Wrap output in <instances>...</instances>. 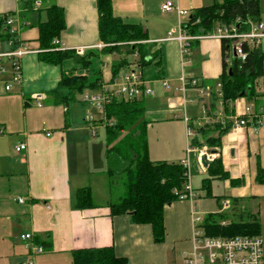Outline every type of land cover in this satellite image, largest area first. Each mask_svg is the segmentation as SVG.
<instances>
[{"label": "crops", "instance_id": "0c3cea01", "mask_svg": "<svg viewBox=\"0 0 264 264\" xmlns=\"http://www.w3.org/2000/svg\"><path fill=\"white\" fill-rule=\"evenodd\" d=\"M217 1L221 0H110L112 14L127 24L139 25L147 34V40L141 43L151 49L149 65L140 69L135 65L136 55H129L131 65L120 72L139 70L153 90L151 96L143 97L148 156L152 161L169 163H183L189 157V182L197 195L196 200H180L165 207V241L156 244L151 225H138L128 215L111 213L106 148L102 149L96 139L101 123L97 124L96 136H92L85 117L90 110L83 112L74 104L67 108L53 103L51 94L62 74L82 72L81 66L72 58L61 65L38 58L42 51L39 25L47 22V9L55 4L64 12L66 28L59 38L63 48L75 52L77 48L92 47L85 53L92 62L90 81L99 76L100 88L111 85L112 65L121 56L102 52L97 0H36L32 10L23 8L25 0H0V17L15 19L18 36L32 50L21 62V85L7 92L0 81V264H25L29 260L22 234H32L34 241L49 240V248L35 256L34 264H72L73 251L105 247H112L130 264H183L182 255L192 248L194 217L204 221L209 215L222 213L220 205L228 200L241 201L236 213L246 211L260 217L264 185L255 177L259 165L264 169V124H260L264 120V76L259 80L257 97L251 101L239 98L225 110L218 83L224 72L222 41L210 37L194 41L184 55L176 39L180 26L195 9ZM168 2L178 9L162 11ZM178 10L187 15H180ZM259 44L264 51V37ZM230 54L226 60L229 65L234 58L232 50ZM194 77L197 83L210 87L211 94L201 96V88L189 87L187 79ZM34 95L41 98L34 99ZM185 117L195 133L191 138L187 136ZM240 117H254L259 123L232 128L221 137V146L212 150L192 145L197 138L203 142L195 127L233 122ZM20 143H25L27 150L17 152L15 147ZM203 149L213 161L221 160L228 175L226 181L213 179L212 183V195L224 198L221 204L216 198H207L202 189V180L208 178V168L200 163ZM86 177L89 182L84 186ZM232 181L242 183L234 186ZM88 187L94 206L74 209L75 192ZM98 191L109 197L101 204L96 200Z\"/></svg>", "mask_w": 264, "mask_h": 264}, {"label": "trees", "instance_id": "16d2710c", "mask_svg": "<svg viewBox=\"0 0 264 264\" xmlns=\"http://www.w3.org/2000/svg\"><path fill=\"white\" fill-rule=\"evenodd\" d=\"M36 0H25L23 8L33 9ZM261 0H221L210 6L197 8L183 29L189 35H206L220 27L236 26L238 32L248 33L251 23L264 22L260 15ZM99 12V38L103 43L104 54L115 53L121 56L118 62L112 65L113 78L118 77L121 71L131 65L129 55H136V64L143 68L151 63V49L141 41L147 40V34L139 25H131L115 17L111 11L110 0H97ZM7 16L0 17V40L5 43L14 34L6 23ZM66 28L63 9L52 4L47 9V22L39 25V43L42 51L38 58L50 65H61L68 58L74 59L82 72L62 74V79L51 94L54 104L70 107L78 96H83L87 90L97 93L101 90L99 76L90 81L92 62L88 56L79 57L73 50H61L54 43L60 38V33ZM222 54L224 55V72L219 79V97L225 110L239 98L248 101L257 97L259 80L264 76V51L260 44L244 43L242 50L244 60L235 57L229 65L226 61L231 57L233 44L222 39ZM193 43H195L193 41ZM152 58L154 56L152 55ZM151 59V60H149ZM159 70L160 65L157 64ZM232 69V74H229ZM198 78H188L189 87L206 88V85L197 83ZM196 80L195 87L191 84ZM212 90L210 88L209 94ZM146 110L143 97L122 101L113 98L105 108L107 125L106 131V158L110 177L115 174L125 176L123 182L124 194L115 202L109 204L113 216L128 215L138 225H151L153 239L156 244L165 241L166 228L164 225V209L172 203L180 201L185 192L187 183V168L182 163L165 160L152 161L148 156L147 122L144 120ZM241 118V117H240ZM242 119H246L243 117ZM251 119L256 122V118ZM102 123V120L99 121ZM96 122L95 124H99ZM232 129V121L204 124L194 128L203 142L194 139L192 145H205L209 150L221 146V137ZM217 133L216 137L213 134ZM227 173L220 159H215L208 168V178L203 179L202 189L207 198H216L221 204L223 197L212 195L213 179L226 181ZM257 183L264 185V169L259 165L255 177ZM232 185H241L242 181H232ZM111 187V185H109ZM74 209L85 210L94 206L90 187L78 189L74 194ZM228 210L215 215L207 216L203 227L208 236L225 238L235 236H260L261 222L257 215L244 211L236 213L241 208V201H229ZM221 207V205H220ZM246 210V209H245ZM225 222V225L222 223ZM49 240L35 242L49 248ZM72 264H130L124 257H118L112 247L78 249L71 253Z\"/></svg>", "mask_w": 264, "mask_h": 264}, {"label": "built area", "instance_id": "2783aa9c", "mask_svg": "<svg viewBox=\"0 0 264 264\" xmlns=\"http://www.w3.org/2000/svg\"><path fill=\"white\" fill-rule=\"evenodd\" d=\"M172 9L177 10L178 7L174 3L168 2L162 6V11H170ZM180 15H187L185 11L178 10ZM15 19L13 17H7L6 23L10 27V33L14 34L13 37L7 42L3 43L0 40V81L5 83V90L10 91L14 85H21L24 81L22 73V59L26 54L32 52L18 36V30L15 27ZM207 37L215 38L218 40H229L232 42L233 47L236 48L237 57L244 60L246 54L242 50L244 43L259 44L264 37V22L254 24L251 23V29L248 33L238 32L236 26L232 27H220L212 33L206 35H189L180 26V34L176 38L181 43V52L184 55L189 53L193 45V41L206 39ZM54 43L61 50H66L61 45L59 39H55ZM102 48V45H98ZM232 47V48H233ZM92 47H81L75 50V53L79 57H84L87 50ZM111 85H105L101 87V90L97 93H84L81 101L92 105L93 107L102 110L101 119L102 125H107V117L105 116V108L109 105L113 98H117L122 101H128L137 99L144 96H151L153 94L152 88L146 85L143 74L137 69H132L120 74L118 77L113 79ZM186 81L183 79V84ZM191 84L195 87L196 80L192 81ZM168 86L166 83L164 84ZM186 84L184 85V88ZM210 92L209 88H201L200 95L208 96ZM39 95H34V99H40ZM42 107L41 103L38 104ZM86 121L90 124V131L92 136L97 134V122L94 114H87ZM187 124V136L191 138L195 135L191 126H189V119L184 118ZM256 121L255 123H257ZM253 119H234L232 122V128H238L239 126H247L253 124ZM259 123V122H258ZM260 124H264V120L260 121ZM2 133V127L0 128V134ZM50 135V134H49ZM17 152L27 150L25 143H20L16 147ZM191 146L189 145L187 151H190ZM206 153V149H203ZM208 154V153H207ZM210 154H208L209 156ZM184 168H187V183L185 185V192L181 195V200H196L197 195L192 189L191 182H189V157L182 163ZM20 202L24 200L19 198ZM230 207L229 200L224 201L221 205V212L228 210ZM193 223L195 227L192 235V248L188 252L182 255L183 264H264L263 262V248L260 236H235L225 238L221 236H208L203 227L202 217H194ZM225 225V222L222 223ZM21 240L26 245V249L29 252L28 261L25 264H34L35 256L44 253L45 249L43 246L35 243L32 234H22Z\"/></svg>", "mask_w": 264, "mask_h": 264}, {"label": "rangeland", "instance_id": "374dc122", "mask_svg": "<svg viewBox=\"0 0 264 264\" xmlns=\"http://www.w3.org/2000/svg\"><path fill=\"white\" fill-rule=\"evenodd\" d=\"M260 11H261V16L264 18V0H261L260 1ZM117 59H118V56H117ZM130 59V61H132L133 59L128 58ZM134 65V64H133ZM134 67V66H133ZM133 68H129L127 69L126 71H129V70H132ZM90 93H92L90 91ZM81 96H78L77 98V101L74 103L75 106H77L81 111L83 112H86L88 110L91 111L90 114H94L96 117V120L97 122L100 121L101 119V115H102V110L101 109H98L93 107L92 105L90 104H87V105H82L81 104ZM105 138H106V131L104 130V126L101 124L99 125L98 127V136H97V142L99 144H101V148L104 149L106 148V144H105ZM107 178V181H108V177ZM125 176H121V175H118V174H115V176L113 177H109V185H111V187L109 186V190H110V199H112V201H116L118 200V198L122 197V195L124 194V185H123V182H124V179ZM84 182H82L84 186H87L88 185V182H89V178L86 177L84 180ZM109 198L108 197V194H104V192H100L98 191L97 192V196H96V200L98 201V203H102L104 200V198ZM258 208V207H257ZM256 208V209H257ZM256 209H252V211L256 212ZM243 211V210H242ZM240 212V211H239ZM259 220L261 222V227H260V238H261V241H262V248H263V262H264V201H262L261 203V215L259 217Z\"/></svg>", "mask_w": 264, "mask_h": 264}, {"label": "water", "instance_id": "95a60500", "mask_svg": "<svg viewBox=\"0 0 264 264\" xmlns=\"http://www.w3.org/2000/svg\"><path fill=\"white\" fill-rule=\"evenodd\" d=\"M232 54L234 55V58L237 57L235 47L232 48ZM229 74L230 75L232 74V69H229ZM212 161H213V158L208 156L207 153L203 154L201 159H200V163H201L202 167H204L206 169L209 168V166L212 164Z\"/></svg>", "mask_w": 264, "mask_h": 264}]
</instances>
